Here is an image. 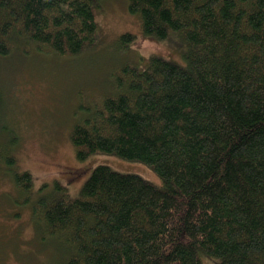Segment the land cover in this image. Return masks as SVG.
Here are the masks:
<instances>
[{"label":"trees","instance_id":"1","mask_svg":"<svg viewBox=\"0 0 264 264\" xmlns=\"http://www.w3.org/2000/svg\"><path fill=\"white\" fill-rule=\"evenodd\" d=\"M125 1L147 37L180 42L186 65H124L69 138L78 160L138 161L160 185L97 165L74 198L34 197L35 236L55 250L39 264H264V0ZM103 3L0 0V58L93 49ZM15 137L0 141V178L28 203L36 191L17 171Z\"/></svg>","mask_w":264,"mask_h":264},{"label":"rangeland","instance_id":"2","mask_svg":"<svg viewBox=\"0 0 264 264\" xmlns=\"http://www.w3.org/2000/svg\"><path fill=\"white\" fill-rule=\"evenodd\" d=\"M96 21L94 48L75 57H54L27 46L20 55L11 52L0 58V141L7 143L16 135L17 171L31 174L36 191L29 204L24 203L12 182L0 178V264L51 259L55 250L44 252L35 236L30 204L34 197L74 198L97 165L160 185L153 170L138 161L107 153L78 160L69 135L87 111L82 107L92 109L114 93L115 77L124 65L142 72L150 56L156 55L185 66L184 47L173 36L157 40L143 34L139 18L128 12L125 0H104ZM123 34L134 39L121 45ZM203 257L202 264H212Z\"/></svg>","mask_w":264,"mask_h":264},{"label":"bare ground","instance_id":"3","mask_svg":"<svg viewBox=\"0 0 264 264\" xmlns=\"http://www.w3.org/2000/svg\"><path fill=\"white\" fill-rule=\"evenodd\" d=\"M100 6V5H99ZM15 46V45H14ZM30 191V190H29ZM31 193V192H30ZM27 204H29V203H27ZM204 258V257H203Z\"/></svg>","mask_w":264,"mask_h":264}]
</instances>
